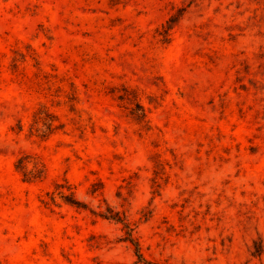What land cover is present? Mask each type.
Listing matches in <instances>:
<instances>
[{"label":"rangeland","instance_id":"1","mask_svg":"<svg viewBox=\"0 0 264 264\" xmlns=\"http://www.w3.org/2000/svg\"><path fill=\"white\" fill-rule=\"evenodd\" d=\"M0 264H264V0H0Z\"/></svg>","mask_w":264,"mask_h":264},{"label":"trees","instance_id":"2","mask_svg":"<svg viewBox=\"0 0 264 264\" xmlns=\"http://www.w3.org/2000/svg\"><path fill=\"white\" fill-rule=\"evenodd\" d=\"M112 215H113L112 217H114L115 219H117V220H119V221H123V222L125 223V226H126V228H127L126 232H127V235H128L127 238H129L131 241H134V240H133V237L131 236V232H130V226H129V224H128L126 221H124L123 218H122L119 214L114 213V214H112ZM135 243H136L137 250H139L137 242H135ZM139 255L141 256L140 253H139Z\"/></svg>","mask_w":264,"mask_h":264}]
</instances>
